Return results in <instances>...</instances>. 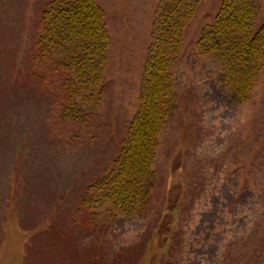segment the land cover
<instances>
[{
	"label": "rangeland",
	"instance_id": "rangeland-1",
	"mask_svg": "<svg viewBox=\"0 0 264 264\" xmlns=\"http://www.w3.org/2000/svg\"><path fill=\"white\" fill-rule=\"evenodd\" d=\"M48 1L0 0L5 215L16 213L11 195L17 208L29 205L30 192L54 202L59 264H264V67L248 101L238 104L218 63L196 47L221 0H202L184 31L171 68L178 101L158 135L149 203L128 218L113 215L108 204L96 206V191L86 190L108 172L139 107L159 0H98L110 36L105 93L85 122L63 116L72 105L63 84L69 74L38 53ZM253 2L256 22L264 24V0ZM27 244L25 264L50 261Z\"/></svg>",
	"mask_w": 264,
	"mask_h": 264
},
{
	"label": "trees",
	"instance_id": "trees-1",
	"mask_svg": "<svg viewBox=\"0 0 264 264\" xmlns=\"http://www.w3.org/2000/svg\"><path fill=\"white\" fill-rule=\"evenodd\" d=\"M201 1L159 0L138 110L125 127L108 172L88 187L96 191L92 194L96 206L110 205L113 215L128 218L149 203L158 135L178 101L171 68ZM258 14L253 0H221L212 23L196 42L197 53L220 66L221 81L236 103L248 101L264 67V24L256 22ZM104 20L98 0H49L40 16L38 53L69 74L63 84L72 105L63 114L80 122L103 101L110 39Z\"/></svg>",
	"mask_w": 264,
	"mask_h": 264
},
{
	"label": "crops",
	"instance_id": "crops-1",
	"mask_svg": "<svg viewBox=\"0 0 264 264\" xmlns=\"http://www.w3.org/2000/svg\"><path fill=\"white\" fill-rule=\"evenodd\" d=\"M3 185H6V180L2 174H0V210L4 200V219L2 222L4 238L0 245V264H25L27 262V255L25 254L24 246H26L28 238L34 239L36 237L37 243L34 241L30 243L29 241L27 244L28 250L30 247L36 246L37 254L39 250L40 258L47 256V258L50 259V261L42 262L41 264H59L56 252L58 251L59 239L62 237V233H60L62 230H60L61 225L56 223L54 219V214L57 212L54 202L51 205L45 204L43 201L38 200L35 194L30 192L31 194H27L31 198V201L25 194V197L27 196V200L29 201V205L27 207H22L21 205L17 208L13 204V196L11 195L10 200L13 208L16 209V213L13 214L11 211L8 212L9 214L6 216L5 212H7V208H5V206L9 204V200H7V196L4 197L2 194ZM38 191L39 189L35 191L38 196L43 195ZM24 208L26 212H24ZM30 208H32L31 210L33 213L30 212ZM20 215H26V219L23 217L19 219ZM50 215H52L51 221L49 219ZM28 221L31 223L36 222L33 224V228L29 229L21 226ZM41 237H43L42 240H40Z\"/></svg>",
	"mask_w": 264,
	"mask_h": 264
}]
</instances>
